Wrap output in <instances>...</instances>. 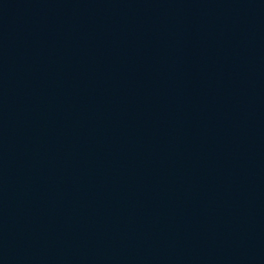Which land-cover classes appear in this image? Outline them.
Masks as SVG:
<instances>
[{
	"label": "water",
	"instance_id": "1",
	"mask_svg": "<svg viewBox=\"0 0 264 264\" xmlns=\"http://www.w3.org/2000/svg\"><path fill=\"white\" fill-rule=\"evenodd\" d=\"M0 264H264V0H0Z\"/></svg>",
	"mask_w": 264,
	"mask_h": 264
}]
</instances>
